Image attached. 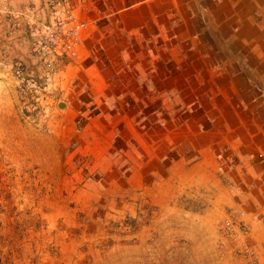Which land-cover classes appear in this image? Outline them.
Listing matches in <instances>:
<instances>
[{
  "label": "rangeland",
  "instance_id": "374dc122",
  "mask_svg": "<svg viewBox=\"0 0 264 264\" xmlns=\"http://www.w3.org/2000/svg\"><path fill=\"white\" fill-rule=\"evenodd\" d=\"M102 6L0 0L1 264H244L218 234L228 182L195 138L224 92L183 88L180 44L164 29L134 44ZM79 22L76 57L55 51Z\"/></svg>",
  "mask_w": 264,
  "mask_h": 264
},
{
  "label": "crops",
  "instance_id": "0c3cea01",
  "mask_svg": "<svg viewBox=\"0 0 264 264\" xmlns=\"http://www.w3.org/2000/svg\"><path fill=\"white\" fill-rule=\"evenodd\" d=\"M101 2L106 18L121 17L120 26L134 44L155 43L161 29L166 33L159 34L164 41L180 44L187 64L183 88L193 89L194 84L198 91L224 92L226 111L209 120L218 129L195 137L207 138L199 150L200 164L228 182V207L244 212L258 264H264V0ZM106 41L112 46L125 43L119 35ZM112 46L104 47L107 51ZM130 50L125 45L120 48L123 55ZM91 70L86 67L85 72Z\"/></svg>",
  "mask_w": 264,
  "mask_h": 264
},
{
  "label": "built area",
  "instance_id": "2783aa9c",
  "mask_svg": "<svg viewBox=\"0 0 264 264\" xmlns=\"http://www.w3.org/2000/svg\"><path fill=\"white\" fill-rule=\"evenodd\" d=\"M87 29L86 23L79 22L67 30L66 37L63 39L53 34L52 38L55 40L52 44L53 49L59 50L68 57H76L77 46L81 43ZM218 234L221 240L232 244L233 253L244 264H258L256 250L244 221V212L236 211L228 214L219 225Z\"/></svg>",
  "mask_w": 264,
  "mask_h": 264
},
{
  "label": "water",
  "instance_id": "95a60500",
  "mask_svg": "<svg viewBox=\"0 0 264 264\" xmlns=\"http://www.w3.org/2000/svg\"><path fill=\"white\" fill-rule=\"evenodd\" d=\"M64 106H65V103H63V102H59V103H58V108H59V109L64 108Z\"/></svg>",
  "mask_w": 264,
  "mask_h": 264
},
{
  "label": "trees",
  "instance_id": "16d2710c",
  "mask_svg": "<svg viewBox=\"0 0 264 264\" xmlns=\"http://www.w3.org/2000/svg\"><path fill=\"white\" fill-rule=\"evenodd\" d=\"M0 264H1V262H0Z\"/></svg>",
  "mask_w": 264,
  "mask_h": 264
}]
</instances>
